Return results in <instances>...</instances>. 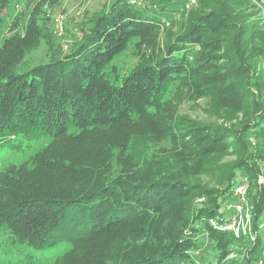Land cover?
Listing matches in <instances>:
<instances>
[{"label": "trees", "instance_id": "16d2710c", "mask_svg": "<svg viewBox=\"0 0 264 264\" xmlns=\"http://www.w3.org/2000/svg\"><path fill=\"white\" fill-rule=\"evenodd\" d=\"M61 1L0 0V140L51 138L27 161L0 169V227L14 245H70L48 264H190L203 231L222 256L242 237L211 218L238 172L251 180L264 173L255 160L264 157L263 63L252 61L264 55L259 19L235 12L246 0H212L215 7L165 41L167 22L191 0H114L68 54L18 72L44 38L55 46L42 21ZM131 41L138 64L110 72ZM188 97L252 109L244 131L256 145L181 114ZM140 142L168 146L150 159ZM231 145L253 156L230 171L217 205L193 214L192 201L215 190L192 180ZM262 197L261 206L264 189Z\"/></svg>", "mask_w": 264, "mask_h": 264}, {"label": "rangeland", "instance_id": "374dc122", "mask_svg": "<svg viewBox=\"0 0 264 264\" xmlns=\"http://www.w3.org/2000/svg\"><path fill=\"white\" fill-rule=\"evenodd\" d=\"M132 1H137L143 6L148 0ZM156 1L157 0H155L154 3L158 4ZM202 1L206 3H202ZM202 1L195 0L193 3L189 2L190 4L188 3L189 6H186L187 10L184 13L176 12L174 21L170 24L167 22L166 24L167 32L164 34L165 41L168 39L169 33H182L186 28V24L189 23L196 14L207 12L215 7L212 0ZM221 1L222 0H220V3ZM228 1L230 2L232 0ZM113 2L114 0H62L48 12L42 21L46 27V33L49 34V36H54L55 46H52L50 41L48 42L44 38L41 46L34 49L26 56L23 63L19 66L18 72H26L37 65L49 63L51 59H55L57 56L61 57L68 54L74 42L83 37L84 29L90 25L92 17H96L97 14L108 8ZM163 2L165 4V0L162 1V3ZM244 2L245 3L242 4L239 2L235 3V12L240 16L243 15V17L249 16L250 22H256L257 19H259V26L264 28V0H246ZM247 3L249 7H247ZM150 5L152 6L151 3ZM56 17L64 18L63 24L65 26V33L62 37L58 35L59 25L55 20ZM57 42L59 45L56 44ZM64 42L70 45L68 49L63 47ZM138 61L133 41H131L127 49L114 59L109 66V71L112 72V66H115L121 76L131 71L138 64ZM252 61L257 64L263 63L261 66L262 72H260V74H262V80H264V55L258 56L257 61ZM112 76H114V74ZM180 113L196 119L205 125L224 130V132L228 134H231L230 132L234 133V137L229 140H233L236 136H242L244 142L246 141L249 144L252 143H250L247 137L245 138L244 131L246 124L249 122L250 115L254 114L252 109H250L248 113L238 112L217 107L212 97H188L181 103ZM50 140L51 138L49 137L38 139L30 138L22 134L12 136L8 143H4L5 141L0 140V169L11 163L21 164L27 161L37 151L44 148ZM255 142L256 140L253 138V143L251 145H256L254 144ZM163 146H168V143L165 142L160 145H154L148 142H140L136 145V148L146 157L152 159L153 156L160 158L158 151ZM232 146L233 145H231L229 153L224 156H211L207 171L192 180L205 189L215 190V194L209 198L197 197L192 201L193 214H195L196 210L200 207L209 208L217 205L216 200L219 199L220 194L227 186L230 171L234 169L245 156L249 158L250 154L248 152L247 155L244 147L236 150ZM251 156L253 155L251 154ZM261 157L256 154L255 160L258 161V166H260V168L262 167L263 171L264 161H262V159L264 157ZM161 162H163V160ZM243 176L249 178L248 175L241 174V172L236 174L233 179L230 195L228 197L226 196V199L224 198V202L219 207V211L222 213L217 214L225 217L227 214H223V212L226 211L227 203H235L237 201L233 195V191L236 180ZM263 187L264 173L260 174L256 180H251V178H249L247 213L250 216V221L242 222L246 232H242V234L239 235L242 237L239 242L228 248L222 256H219L217 250L214 248V241L203 231L198 236V243L191 250L192 258L190 264H264V205L261 206ZM214 218L215 217H212L211 219ZM257 225L259 226L258 229ZM219 227L222 229L221 226ZM69 247L70 245L65 241L59 242L52 247L42 249H35L21 244L14 245L9 232L0 227V264H34L36 260L41 261L43 264H48L67 251Z\"/></svg>", "mask_w": 264, "mask_h": 264}, {"label": "built area", "instance_id": "2783aa9c", "mask_svg": "<svg viewBox=\"0 0 264 264\" xmlns=\"http://www.w3.org/2000/svg\"><path fill=\"white\" fill-rule=\"evenodd\" d=\"M195 2V0H191L190 3ZM189 3V4H190ZM188 4V6H189ZM56 22L59 25L58 35L60 37L64 36V24L63 17H56ZM61 26V27H60ZM64 48H69L70 45L66 42L63 44ZM264 171V169H263ZM249 190V178L247 177H239L236 180V185L233 191V195L237 199L235 203L229 202L226 205V211L223 214H227L225 217L217 214L214 219H211V223L216 227L221 226L223 230L234 233L236 236H239L246 232V229L242 225V222L250 221V216L247 213L248 211V202L247 195Z\"/></svg>", "mask_w": 264, "mask_h": 264}]
</instances>
